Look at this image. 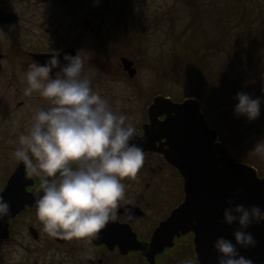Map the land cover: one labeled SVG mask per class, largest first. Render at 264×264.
<instances>
[{
    "label": "flooded vegetation",
    "instance_id": "flooded-vegetation-1",
    "mask_svg": "<svg viewBox=\"0 0 264 264\" xmlns=\"http://www.w3.org/2000/svg\"><path fill=\"white\" fill-rule=\"evenodd\" d=\"M129 4L130 0H123L116 10V0H0V196L13 179L14 193L34 195L33 203L17 216L0 221V264L9 256L19 258L17 264H33L46 253L57 258L58 264H185L189 259L192 264H216L215 255L201 262L194 230L180 232L159 253V231L186 201L183 177L159 152H144L136 178L122 181L126 195L116 209V219L92 244L53 238L43 231L35 208L39 178H27L25 165L12 156L35 112L50 107L38 93L24 95L25 73L30 64H45L57 53L61 67L66 64L65 55L83 58L84 75L92 80L93 90L114 111L132 118L138 131L132 143L142 144L159 94H149L152 87L141 83L138 62L131 58ZM138 40L141 45L133 52L143 55L146 34L138 33ZM58 71H53V79ZM150 137L155 139L157 134ZM159 147L157 141L155 149ZM224 211L205 214L206 255L218 238L234 240L230 232L235 224L224 223Z\"/></svg>",
    "mask_w": 264,
    "mask_h": 264
},
{
    "label": "clouds",
    "instance_id": "clouds-1",
    "mask_svg": "<svg viewBox=\"0 0 264 264\" xmlns=\"http://www.w3.org/2000/svg\"><path fill=\"white\" fill-rule=\"evenodd\" d=\"M51 57L45 64H30L25 73L24 95L38 93L50 107L35 112L12 156L25 165L27 178H39L35 208L43 231L53 238L92 244L116 219V209L126 195L122 181L136 178L145 154L132 143L138 134L132 118L114 111L93 90L92 80L84 75L83 58L65 55L66 64L61 67L60 54ZM236 99L237 117L249 122L259 119L264 101L245 93H238ZM252 151L264 157V141ZM228 204L224 223H238L240 229L234 233L235 244L223 237L215 242L218 264H252L238 249L257 247L248 229L264 222V211L258 206L233 205L232 200ZM10 207L0 196V221L11 215Z\"/></svg>",
    "mask_w": 264,
    "mask_h": 264
},
{
    "label": "rangeland",
    "instance_id": "rangeland-1",
    "mask_svg": "<svg viewBox=\"0 0 264 264\" xmlns=\"http://www.w3.org/2000/svg\"><path fill=\"white\" fill-rule=\"evenodd\" d=\"M127 8L133 50L141 45L138 33L146 34L144 54L132 50L131 58L138 62L141 83L152 87L149 94L202 102L230 153L264 178V157L252 151L264 141V103L255 121L234 114L238 93L264 101V0H130ZM252 9L255 14L245 21ZM18 261L9 256L2 264ZM33 261L58 264L49 253Z\"/></svg>",
    "mask_w": 264,
    "mask_h": 264
},
{
    "label": "water",
    "instance_id": "water-1",
    "mask_svg": "<svg viewBox=\"0 0 264 264\" xmlns=\"http://www.w3.org/2000/svg\"><path fill=\"white\" fill-rule=\"evenodd\" d=\"M150 117L152 124L147 127V136L138 146L144 152L162 154L183 177L186 191L185 203L159 231V253L171 246L180 232L188 234L194 230L198 235L197 247L201 262L215 255L218 264V253L214 249L206 255V212H223L229 207V200L233 201V205H244L247 208L258 206L264 211V179L259 178L254 168L238 163L229 150L218 143L219 134L210 128L199 101L190 99L175 103L159 96L151 107ZM162 118L165 120L161 121ZM155 134L157 137L152 139L150 136ZM157 141L161 144L159 150L155 149ZM15 181L13 179L10 182L3 195L12 208L11 216L4 220L5 223L34 201V195L13 192ZM253 226L254 229L251 226L248 232L258 242L257 247L238 250L252 264H264V222ZM239 229V224H235L230 235L234 236ZM214 242L212 240L210 243Z\"/></svg>",
    "mask_w": 264,
    "mask_h": 264
},
{
    "label": "trees",
    "instance_id": "trees-1",
    "mask_svg": "<svg viewBox=\"0 0 264 264\" xmlns=\"http://www.w3.org/2000/svg\"><path fill=\"white\" fill-rule=\"evenodd\" d=\"M254 14H255V11L252 9V10L250 11V15L248 16L247 19H245V21H248V20L250 19V17H252ZM218 111H222V112H224L223 109H222L221 107H218Z\"/></svg>",
    "mask_w": 264,
    "mask_h": 264
}]
</instances>
